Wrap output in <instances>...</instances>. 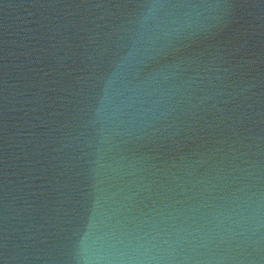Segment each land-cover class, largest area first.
I'll return each mask as SVG.
<instances>
[{"label": "water", "instance_id": "1", "mask_svg": "<svg viewBox=\"0 0 264 264\" xmlns=\"http://www.w3.org/2000/svg\"><path fill=\"white\" fill-rule=\"evenodd\" d=\"M0 264H264V0H0Z\"/></svg>", "mask_w": 264, "mask_h": 264}]
</instances>
